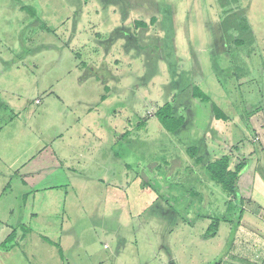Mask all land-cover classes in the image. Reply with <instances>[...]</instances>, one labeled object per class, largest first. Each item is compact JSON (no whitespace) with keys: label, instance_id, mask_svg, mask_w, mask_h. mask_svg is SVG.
Returning <instances> with one entry per match:
<instances>
[{"label":"rangeland","instance_id":"obj_1","mask_svg":"<svg viewBox=\"0 0 264 264\" xmlns=\"http://www.w3.org/2000/svg\"><path fill=\"white\" fill-rule=\"evenodd\" d=\"M228 4L250 25L242 44L238 30L224 32L220 0H0L1 239L25 213L11 147H27L19 157L29 166L43 149L54 153L61 133L68 156L63 142L86 122L103 144L118 130L113 148L124 161L100 180L71 169L76 187L68 178L35 179L57 195L31 202L47 212L43 228L29 224L33 238L23 240L20 229L17 244L8 243L16 254L0 249V264H231V224L207 234L209 215L229 207L227 192L200 163H183L195 145L205 158L226 149L236 162L262 157L264 166V0ZM195 85L208 102L194 97ZM166 102L186 117L179 130L154 113ZM178 159V174L167 175Z\"/></svg>","mask_w":264,"mask_h":264},{"label":"crops","instance_id":"obj_2","mask_svg":"<svg viewBox=\"0 0 264 264\" xmlns=\"http://www.w3.org/2000/svg\"><path fill=\"white\" fill-rule=\"evenodd\" d=\"M11 121H13L12 117ZM2 129H0V132L2 131ZM112 131L114 133H112L113 139L106 140L107 143L103 144V141L101 140L96 141L95 139H92V125H87L85 122L83 127L80 129V133H82V135L84 136L78 135V133L75 131L72 132L73 134L76 133L75 137H71L69 141L63 142L67 143L66 148H68V152H70L68 156H65L68 154L67 152L60 150L59 142L61 141L60 137H62V134L60 133L58 135L59 139L55 143V146L59 147H55V150L53 149L54 153H48L43 156V149L42 155L38 153L37 155H39V158L35 161L34 164H31L29 166L27 165L28 163H26V160H23L22 157H19L25 152L27 154V147H25L24 150L21 146L11 147V149H15L13 164L18 166L14 167L11 173L20 176L18 179L20 180V182H24V185L26 186L17 191L20 195L19 197L21 198V206H23V210L25 211V213L22 215L24 217H16L14 223L7 227L6 233L4 232L3 234L4 239L8 236V234H10L13 228L15 229L18 227L21 229V231L24 230L22 231V234L20 236V240H23L24 238L32 237L30 235V230L33 229L29 227V224H34L39 228L42 227L39 225V219L41 218L40 214L45 215L46 211L42 207L38 208L37 206H34L36 205L37 196L40 194H47L49 197H52L56 196L57 193L54 194L51 191L52 187L44 189H42V187L38 188L39 184L37 185L35 183V179L39 180L38 178H40L41 176H43V178L46 177V181H53V177L55 176L60 180H65V178H68V180L70 179L71 184L76 187L75 180H77V176L75 175L76 178L73 177V179H71L72 176L68 174L72 171L73 174H79L80 176L87 175L89 172H91L90 177L96 180H100L102 175L108 176L109 173L110 175L114 176L115 173L112 170L110 171V169H107L108 166L110 164H124V161L121 160V162H119V159H122V157H120L118 151L113 148V144L115 143H117L116 146H118L119 132L114 128ZM87 133H89L91 136L90 140H86L85 136ZM260 138L261 149L264 153V128H262L261 130ZM97 140L99 139L97 138ZM123 147L124 146L122 145L121 148ZM238 149L239 148H237L236 150ZM225 151L232 156V162L235 163L236 161L234 159L236 157L234 156V153H232L231 151H227L226 149ZM199 153L201 155H204V152ZM206 153L208 152L206 151ZM211 153L213 154V157L211 159L204 157V160L201 164L205 166L208 161L213 160L223 154L222 153L218 156V152ZM42 156L43 158H41ZM40 158L41 160L39 162ZM197 158V160L194 159V157L188 158L183 163L184 165L194 166L196 165V162L198 164L201 157ZM261 159L262 157L247 159L246 167L240 176L239 196L241 198L240 204L243 206V209L237 228L233 231V221H231V216L232 218H234V216H237L236 212L230 214V216L228 217L229 219L225 220L231 224L230 233L232 232V242L228 251L229 255L227 256L228 262H230L231 264H262L264 260V223L260 225V223L264 220V166L260 162ZM43 166L44 168H46L44 172ZM71 169L72 171H70ZM102 170H104L106 174L103 173ZM66 196H68L67 193ZM27 197L29 198L28 200L26 199ZM26 200L29 202V208L25 210ZM31 202H35V204H31ZM38 203L40 204V202ZM226 209H228V207ZM226 209L224 212H226ZM46 210L48 211V208ZM71 212V216H69V214L67 215V219L69 220H73L76 218V213L78 212V210H76V213H74L72 210ZM24 224H27L28 229H24ZM61 228H64V224ZM1 238L2 237L0 236V242L4 240H2ZM14 251L15 250H8V252L11 254ZM13 254H16V252H14ZM35 256L38 257V253Z\"/></svg>","mask_w":264,"mask_h":264},{"label":"trees","instance_id":"obj_3","mask_svg":"<svg viewBox=\"0 0 264 264\" xmlns=\"http://www.w3.org/2000/svg\"><path fill=\"white\" fill-rule=\"evenodd\" d=\"M222 7L224 8L226 17L223 20L224 24V32L229 33V30L232 28H235L240 32L238 37H235V42L238 44H242L244 42L245 35L251 34L252 31L250 29V25L248 21L245 18V15L243 14L242 10H233L232 8H228L229 0H220ZM155 19H153L154 21ZM242 32V33H241ZM243 35V37H241ZM195 91L193 92V95L195 98L208 102L210 100V96L207 95L205 92H203L198 85H195L193 87ZM106 98V95H104L103 100ZM208 100V101H207ZM213 108L217 111L218 114H223L226 116V114L218 107L215 103L212 104ZM177 106H174L170 102H166L165 104H162L161 106L157 107L155 110V115L160 118L162 124H164L168 130L176 131L179 130L185 123L184 114H180L178 112ZM259 108L256 107L252 110L251 113H254L255 111H258ZM180 150V149H179ZM189 154L191 157H194V159H198L197 157H201L198 162L201 167L204 168L205 172L209 175L210 178H212L214 181L219 182L222 187L227 192V203H228V209L226 210L224 215H220V213L214 212L213 215L210 214L209 217L213 219V221L209 225V229L207 231L208 235L215 236L217 234V231L219 229L220 221L222 220H228V215L230 213L236 212L237 216L234 218H231V221H233V231L237 228L238 222L240 219V215L242 213V205L240 204V196H239V181L240 176L243 173L245 167H246V161L243 159L238 160V162L233 163L232 162V156L229 153L222 154L221 156L208 161L205 166L201 164L204 160L205 155H201L199 153V148L195 145H189L187 148ZM181 156V154H180ZM178 160H170V164L168 163V171H166L167 175L169 174H178V168L177 166L180 164ZM197 163V162H196ZM195 166V165H194ZM136 165H134V168ZM158 169L157 165H155V169ZM144 169V168H143ZM153 168L152 171H155ZM135 170V169H134ZM161 170V168H160ZM138 170H135V174H138ZM140 173V172H139ZM142 173V172H141ZM137 177V176H136ZM142 178V176H141ZM148 179L143 178V187L146 189L152 188V182L147 181ZM243 199V198H242ZM234 202V203H233ZM236 205V207L234 206ZM236 210V211H235ZM20 228H15L8 236L0 242V249H6L11 250L15 245L14 244H8L9 240H12L16 243L17 237L19 235Z\"/></svg>","mask_w":264,"mask_h":264},{"label":"built area","instance_id":"obj_4","mask_svg":"<svg viewBox=\"0 0 264 264\" xmlns=\"http://www.w3.org/2000/svg\"><path fill=\"white\" fill-rule=\"evenodd\" d=\"M262 264H264V260H263Z\"/></svg>","mask_w":264,"mask_h":264}]
</instances>
